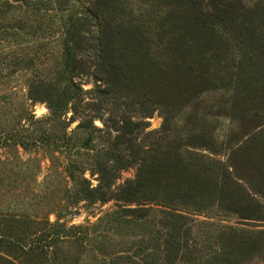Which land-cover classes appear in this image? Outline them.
I'll return each instance as SVG.
<instances>
[{
	"label": "rangeland",
	"instance_id": "obj_1",
	"mask_svg": "<svg viewBox=\"0 0 264 264\" xmlns=\"http://www.w3.org/2000/svg\"><path fill=\"white\" fill-rule=\"evenodd\" d=\"M42 1L0 0V264H264V0H237L235 25L203 23L207 0H118L102 15L135 24L117 69L86 40L61 105L64 25L89 1ZM128 118L139 160L117 168ZM137 178L132 201L113 194ZM228 226L263 233L237 251Z\"/></svg>",
	"mask_w": 264,
	"mask_h": 264
},
{
	"label": "trees",
	"instance_id": "obj_2",
	"mask_svg": "<svg viewBox=\"0 0 264 264\" xmlns=\"http://www.w3.org/2000/svg\"><path fill=\"white\" fill-rule=\"evenodd\" d=\"M39 1H41L40 3L42 4L46 3L42 0ZM56 1H58L60 4H65L67 0ZM88 1L89 6L82 5V11L80 15L76 16L75 19H73V17H69L66 19L64 25V72L67 73L66 80L72 83L74 91H71L72 88H65L64 90L57 92L55 94L56 99L54 101L60 103V105L61 103H65L68 99L74 97L77 90L80 89L77 85L71 82L70 76H72L75 69L79 68L80 66V60L77 58L78 52H83L88 58H90L89 54L84 52L85 48L83 47V43L88 39H96L98 41V44L92 45L91 47L93 49V54L91 56L93 57L92 59L94 65L97 66L96 70H101L102 74H106L105 71H103L104 68L108 72L112 73L117 69L116 61L118 62L117 58L115 57V52L117 50V39L115 36L120 29L127 28L129 30L133 24H135L133 19H129L127 22H118L114 20L115 18L111 17V14L108 17L106 16V18L102 15L108 6L112 5L113 8H115L117 6L116 2L118 0ZM192 1L201 3V0ZM204 7L203 9H205V11H203V13H205L206 17L203 23L211 21L217 23H234L232 25H235L239 23V19L241 18L240 16H244V14L239 13L240 10L243 11V9L240 7V5H238L237 0H207V4H204ZM116 19H118V17H116ZM121 20H123V18H121ZM91 21H94V23ZM93 27H95V29H92ZM54 101L50 105L51 109L56 104ZM83 127H92L91 121L86 119L84 121ZM140 129V122H133L129 118L122 120V123L118 129L119 133L117 134L116 141L113 144L114 146L122 143L127 144L126 148L128 150V154L124 156L121 152L111 150V152H114L113 160L117 164V168H124L138 162L139 159L137 155L139 153L136 151L137 149L133 148V139L135 137V133L139 132ZM143 164L144 159L142 158L139 169ZM99 172L101 174L102 184L93 192H105L104 190L100 189H110V187L113 185V180L115 178L114 169L109 170L106 164L102 163L99 167ZM139 176L141 177V174H139ZM142 183L143 182L139 181L138 178L136 180V184L133 181H128L125 186L119 187L121 190L118 193L113 194H115L118 198H121V200L132 201L131 195L134 196L135 191L138 190V186L140 187ZM135 188L136 190H134ZM129 193L131 194L130 196ZM259 207L260 203L255 200L240 202L237 204V210L240 217L246 219H258L260 216ZM225 231H227V234L229 235L228 238H230V243L237 251L240 250V248H243L244 250L246 247L254 246L257 240L261 239V235L263 233L262 229L229 226ZM250 243H252V245H250ZM177 246L178 244H175L173 250L176 249ZM221 255V258L225 257L224 254Z\"/></svg>",
	"mask_w": 264,
	"mask_h": 264
}]
</instances>
